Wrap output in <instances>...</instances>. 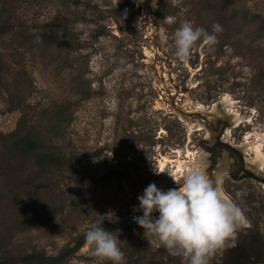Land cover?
<instances>
[{
	"label": "rangeland",
	"instance_id": "374dc122",
	"mask_svg": "<svg viewBox=\"0 0 264 264\" xmlns=\"http://www.w3.org/2000/svg\"><path fill=\"white\" fill-rule=\"evenodd\" d=\"M119 2L0 0V152L6 136L33 133L69 158L44 172L32 160H0V246L56 255L100 223L98 214L135 224L145 188L177 187L168 174L182 178L178 160L201 154L248 220L211 264L244 261L253 228L264 240V184L245 173L258 174L248 160L264 161V0H132L121 11ZM185 20L210 34L214 23L223 28L186 62L173 41ZM219 103L221 114L197 111ZM112 234L124 264H180L144 235ZM67 264L111 262L84 245Z\"/></svg>",
	"mask_w": 264,
	"mask_h": 264
},
{
	"label": "clouds",
	"instance_id": "9594fccd",
	"mask_svg": "<svg viewBox=\"0 0 264 264\" xmlns=\"http://www.w3.org/2000/svg\"><path fill=\"white\" fill-rule=\"evenodd\" d=\"M222 31L219 23L212 25L210 34L182 21L173 37L175 56L186 62L198 41L211 47L218 43L216 34ZM168 175L177 187L164 191L149 184L137 197L139 207L133 206V212L143 214L133 216V221L144 230L148 243L162 246L170 256L179 258L180 264H211L218 251L234 246L238 230L248 227L245 213L226 194L222 178L209 174L201 154L192 157L180 180ZM113 215L111 211L98 214L100 223L83 232L85 248L101 262L124 264L117 236L102 226L106 220L113 221Z\"/></svg>",
	"mask_w": 264,
	"mask_h": 264
},
{
	"label": "trees",
	"instance_id": "16d2710c",
	"mask_svg": "<svg viewBox=\"0 0 264 264\" xmlns=\"http://www.w3.org/2000/svg\"><path fill=\"white\" fill-rule=\"evenodd\" d=\"M131 2L132 0H120L119 10L129 9ZM5 33L6 29L0 27V36H3ZM6 139L9 150H5V153L0 152V160H14L19 163H27V161L32 160L34 165L43 172L59 169L69 161V158L58 151V149L45 146L33 133L11 134L6 136ZM102 226L112 233L124 230L143 235L144 232L136 223L131 225L123 222H104ZM250 241L251 250L245 254L244 261L229 259L226 261V264H263L264 240L257 228L252 229ZM84 245V235L82 234L73 246L66 247L56 255H49L43 251L14 255L6 250L5 246H0V264H67ZM153 264H171V262L161 260Z\"/></svg>",
	"mask_w": 264,
	"mask_h": 264
},
{
	"label": "bare ground",
	"instance_id": "6f19581e",
	"mask_svg": "<svg viewBox=\"0 0 264 264\" xmlns=\"http://www.w3.org/2000/svg\"><path fill=\"white\" fill-rule=\"evenodd\" d=\"M220 106H223V107H225V105L224 104H221V103H219V104H216V105H214L213 106V108H211L210 110H206V108H204V107H202V106H200V107H197L196 109H197V111L198 112H203V113H206V114H208V115H210V116H214L215 114H221L222 112H223V110H221V112L220 113H218V111H219V108H220ZM226 108V107H225ZM227 109V108H226ZM195 112V111H194ZM231 112V110H229V113ZM207 115V116H208ZM231 115H232V118H233V123H234V126H238L239 124H240V122H241V117H240V115L238 114V113H234V112H232L231 113ZM216 117V116H215ZM218 117V116H217ZM187 118V117H186ZM214 118V117H213ZM212 119V118H211ZM204 125V124H203ZM201 127H202V125H200ZM203 128V127H202ZM228 133H230V131L228 130ZM250 143H247L245 146H244V153H245V155L246 156H248V155H250V150H253L252 148H253V146H251V145H249ZM257 153H259V150H255ZM202 158V162L204 163V160H203V156L201 157ZM191 159H192V157H191ZM190 159V160H191ZM165 161L166 162H168V160L167 159H165ZM173 161V160H172ZM174 162V161H173ZM190 161H184V160H178V170L179 171H183V170H185V166L189 163ZM205 163H206V161H205ZM204 163V164H205ZM162 165L164 164V162H162L161 163ZM248 165H250V166H252V168H254L255 169V171H257V173L259 174V173H262V175H264V161H263V159H261L260 157H258L255 161H249L248 160ZM219 171L217 170L215 173H214V177H216V176H220L221 178L223 177V175L222 174H220V173H218ZM263 187H264V185H263Z\"/></svg>",
	"mask_w": 264,
	"mask_h": 264
},
{
	"label": "water",
	"instance_id": "95a60500",
	"mask_svg": "<svg viewBox=\"0 0 264 264\" xmlns=\"http://www.w3.org/2000/svg\"><path fill=\"white\" fill-rule=\"evenodd\" d=\"M177 105V104H176ZM178 113H180V114H185L184 113V110H182V108H178V106H177V108L175 109ZM230 148L232 149V150H234V151H236V152H239L235 147H233V146H230ZM248 176H250V177H253L255 180H257L258 182H260L261 184H264V175H262V173H259V174H256V173H253V172H245ZM233 179H235L234 177H233Z\"/></svg>",
	"mask_w": 264,
	"mask_h": 264
},
{
	"label": "flooded vegetation",
	"instance_id": "af4514ba",
	"mask_svg": "<svg viewBox=\"0 0 264 264\" xmlns=\"http://www.w3.org/2000/svg\"><path fill=\"white\" fill-rule=\"evenodd\" d=\"M231 149V148H230ZM232 150V149H231ZM234 151V150H232ZM240 170L244 171L243 163L241 164ZM235 178V176H233Z\"/></svg>",
	"mask_w": 264,
	"mask_h": 264
}]
</instances>
